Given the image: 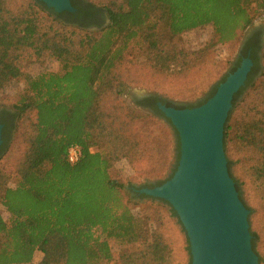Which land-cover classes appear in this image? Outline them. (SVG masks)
Returning a JSON list of instances; mask_svg holds the SVG:
<instances>
[{"label":"trees","instance_id":"16d2710c","mask_svg":"<svg viewBox=\"0 0 264 264\" xmlns=\"http://www.w3.org/2000/svg\"><path fill=\"white\" fill-rule=\"evenodd\" d=\"M71 4L75 12H54L38 0H0V90L24 78L23 90L12 105L11 122L0 120V204L7 213L6 217L0 214V264H32L37 251L42 254L38 264H105L113 259L112 245L125 248L140 241L142 247L121 253L116 263L189 264L187 236L182 260L165 219L181 226L172 207L161 199L159 204L149 200L142 211H152L159 222L147 227L145 219L131 212L136 201L125 190V182L109 172L114 163L137 151L151 164L147 173L160 175L166 165L163 128L172 130L176 163L179 158L177 132L156 102L173 105L158 95L136 101L137 105L153 101L152 112L147 113L135 109L124 96L134 82L125 71L130 63L128 50L142 48L161 76L172 77L179 70L186 74L192 64L160 45L158 25L171 35L210 25L213 43H228L264 12V0H110L103 4L71 0ZM91 26L97 29L88 30ZM256 46L246 47L230 70L244 57L253 62L245 85L233 96L223 146L228 170L233 162L230 151L256 154L248 157L244 167L261 207L264 231V104L262 109L249 105L245 118L234 115L239 105L246 104L245 97L237 99L248 86L260 87L264 100V64L260 65L264 50L258 56ZM45 52L55 57L59 69L23 74L21 58L29 54L40 59ZM216 87L196 105L212 96ZM2 111L9 114L6 108ZM72 143L80 147L74 164L66 160ZM232 178L240 197L239 181ZM249 231L262 264L256 249L258 234Z\"/></svg>","mask_w":264,"mask_h":264},{"label":"rangeland","instance_id":"374dc122","mask_svg":"<svg viewBox=\"0 0 264 264\" xmlns=\"http://www.w3.org/2000/svg\"><path fill=\"white\" fill-rule=\"evenodd\" d=\"M91 1L96 4H103L110 0ZM107 21L108 20L105 19V23H107ZM254 29L262 31V56L264 50V12L257 14L252 24L240 33L233 41L228 43L214 44L212 40V27L210 25L191 29L180 35H171L163 25H158L157 34L160 45L173 56L181 58L185 57L192 64V68L186 74H184L182 70H179V74L173 73L172 77L171 75L161 76L158 68L145 59L142 48H132L128 50L130 55H128L127 58L130 59V63L125 67V71L130 77H132V79H134V82H132L130 87L125 89V98L135 109L147 113L151 112L140 108L136 104V101L139 99L137 92L144 91L149 95H158L169 101L172 105L176 103L181 106H186L203 101L208 96L213 86L216 84L218 85L220 80L231 72L230 70L235 64L242 43L246 36ZM19 64L23 74L28 75H36L42 71H57L60 66L55 57L48 52H45L40 59H36L29 54L24 55ZM263 64L264 59H260V65L262 66ZM23 87L24 78L20 77L13 80L4 89H1L0 109L6 108L13 112L12 105L17 101ZM262 93L263 91L260 87L250 89V86H248L244 89L237 101L239 102L246 98V104L239 105L235 110L234 115H239L241 118H245V113L249 111V105L253 104H256L257 109H262L264 104V100L261 98ZM159 120L161 123L166 124L163 118H160ZM162 138V148L166 151V165L160 175L147 173V170L151 168V164L137 151L130 154L127 158L118 160L109 170L112 177H116L125 182V190L134 198L133 200L136 201V204L131 208L132 214L145 219L146 226L151 228H154L159 222L157 219L158 216L153 214L152 211L143 212L142 208L149 205V200H152L153 204H159L161 202L157 198L148 196L142 192V190L160 185L158 184V181L167 180L175 170L177 164L176 142L172 130L163 128ZM229 155L233 162L230 164L228 171L232 177L239 181L238 187L240 190V197L243 200L241 201L246 202V204L251 207V210L248 209L249 229H252L258 234L256 249L258 250L259 256L262 258V264H264V231L262 230L263 214L258 201L254 197L253 186L248 179V175L245 173L244 167V165L247 166L248 157L253 159L256 157V154L253 152L244 153L233 150L230 151ZM225 156L228 163L227 153H225ZM136 194H145V196L140 197ZM0 214L3 217L7 216L6 210L1 204ZM162 216L164 217V215ZM165 219L170 227L171 236L176 241L180 256L182 260H184L186 258L182 248L184 246L185 233L178 223H174L170 218ZM142 246L143 243L141 241L125 248H117L115 245H112L113 259L105 264H117L116 262L121 253ZM41 257L42 254L40 252H35L32 264H38Z\"/></svg>","mask_w":264,"mask_h":264},{"label":"water","instance_id":"95a60500","mask_svg":"<svg viewBox=\"0 0 264 264\" xmlns=\"http://www.w3.org/2000/svg\"><path fill=\"white\" fill-rule=\"evenodd\" d=\"M38 1L54 12L75 10L70 0ZM252 65L244 57L199 105L176 107L181 105L158 102V109L177 132L179 158L167 180L142 192L167 202L175 211L189 242V264H258L251 245L249 210L229 174L223 149L233 96L245 85ZM137 94L139 98L149 95L144 91ZM2 127L0 124V146Z\"/></svg>","mask_w":264,"mask_h":264},{"label":"flooded vegetation","instance_id":"af4514ba","mask_svg":"<svg viewBox=\"0 0 264 264\" xmlns=\"http://www.w3.org/2000/svg\"><path fill=\"white\" fill-rule=\"evenodd\" d=\"M81 1H83V0H81ZM75 10L74 11H69V12H75ZM91 27H93V26H91ZM256 45L259 46V50L257 51V54H258V56H260L261 49H262V45H263V36H262V31L259 30V29L252 30L246 36L244 42L241 45V48L239 50L238 57L236 58L235 63L238 61V59H240V57L242 55V52L245 50L246 47H248V48L251 49V48H256L257 47ZM150 97H155V95H148V96H145L143 98H139L137 101H139L141 99H144V98H150ZM152 102L153 101L150 99V101L148 102V104H139L138 106L140 108H143V109H146V110L152 112V110H151L152 109L151 108V104H153ZM158 102H160V101H157L156 102L157 107H158ZM6 110L9 112V114H4V112L2 111V109H0V120H4V121H7V122H11V114H12V111L9 110V109H6ZM0 124L3 125V123H0Z\"/></svg>","mask_w":264,"mask_h":264},{"label":"built area","instance_id":"2783aa9c","mask_svg":"<svg viewBox=\"0 0 264 264\" xmlns=\"http://www.w3.org/2000/svg\"><path fill=\"white\" fill-rule=\"evenodd\" d=\"M80 157V147L76 143H72L67 147L66 150V160L70 164H74L79 160Z\"/></svg>","mask_w":264,"mask_h":264}]
</instances>
